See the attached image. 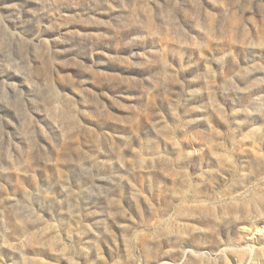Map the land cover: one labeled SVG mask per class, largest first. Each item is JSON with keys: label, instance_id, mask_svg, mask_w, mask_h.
Listing matches in <instances>:
<instances>
[{"label": "rangeland", "instance_id": "obj_1", "mask_svg": "<svg viewBox=\"0 0 264 264\" xmlns=\"http://www.w3.org/2000/svg\"><path fill=\"white\" fill-rule=\"evenodd\" d=\"M0 264H264V0H0Z\"/></svg>", "mask_w": 264, "mask_h": 264}]
</instances>
